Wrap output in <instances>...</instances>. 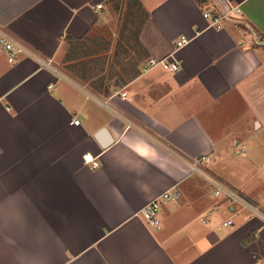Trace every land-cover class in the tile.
<instances>
[{"label": "crops", "instance_id": "0c3cea01", "mask_svg": "<svg viewBox=\"0 0 264 264\" xmlns=\"http://www.w3.org/2000/svg\"><path fill=\"white\" fill-rule=\"evenodd\" d=\"M211 1L240 12L217 29L195 0H138V60L95 50L106 0H0L32 53L0 52V264H264V0Z\"/></svg>", "mask_w": 264, "mask_h": 264}, {"label": "built area", "instance_id": "2783aa9c", "mask_svg": "<svg viewBox=\"0 0 264 264\" xmlns=\"http://www.w3.org/2000/svg\"><path fill=\"white\" fill-rule=\"evenodd\" d=\"M102 8V5H97V9ZM240 10L237 6L229 7L227 10L220 8L219 4L216 7L213 5L208 6L203 11V17L209 21L208 27L220 28V23L227 19L230 15L239 13ZM189 39L185 36H181L180 40L176 42V49L180 48L184 44L188 43ZM0 52L5 56L8 63L13 64L21 57H30L32 55L31 51L20 41L12 37L4 29L0 27ZM41 63V62H40ZM44 67L49 66L50 62H42ZM156 65H161L165 70L169 72H175L179 69V63L175 61L173 56L163 58L160 60L150 59L143 67V72L148 71ZM72 123L78 125L79 121L75 120ZM206 157H200L194 159L188 163L189 168L192 171H200V165L204 162ZM84 163L89 165L92 169H96L99 166L98 159L93 157L91 154L84 155ZM218 193H224L229 199L237 200V196L234 193H231L225 188H221L218 183H215ZM178 197V192L175 190H167L149 203H147L140 211V216L144 221L151 227H159L161 221L159 217L161 206L170 201H175ZM251 212L256 215L259 219L264 222V211L259 207L249 205ZM231 222L227 221V225Z\"/></svg>", "mask_w": 264, "mask_h": 264}, {"label": "rangeland", "instance_id": "374dc122", "mask_svg": "<svg viewBox=\"0 0 264 264\" xmlns=\"http://www.w3.org/2000/svg\"><path fill=\"white\" fill-rule=\"evenodd\" d=\"M210 2L212 1L207 0L206 4L198 6L204 11L211 6ZM145 13L140 3L135 5L132 0H106V23L97 30V32H102L98 34H104V36L98 35L93 40V46L97 47L95 50L104 48L105 45L109 48L110 44L112 46L114 43V49L121 47L129 52L134 49L135 56L132 58L140 60L142 54L137 44V37L146 21ZM129 58H131L130 55ZM111 67L112 70L115 68L114 65Z\"/></svg>", "mask_w": 264, "mask_h": 264}, {"label": "trees", "instance_id": "16d2710c", "mask_svg": "<svg viewBox=\"0 0 264 264\" xmlns=\"http://www.w3.org/2000/svg\"><path fill=\"white\" fill-rule=\"evenodd\" d=\"M133 1V3L135 4V5H138V0H132ZM196 1V3L198 4V5H202V4H206V2H207V0H195ZM145 15H146V19H147V14L145 13ZM138 46H140L141 47V45L139 44V41H138ZM141 49V48H140Z\"/></svg>", "mask_w": 264, "mask_h": 264}, {"label": "water", "instance_id": "95a60500", "mask_svg": "<svg viewBox=\"0 0 264 264\" xmlns=\"http://www.w3.org/2000/svg\"><path fill=\"white\" fill-rule=\"evenodd\" d=\"M102 133H104V132H102Z\"/></svg>", "mask_w": 264, "mask_h": 264}]
</instances>
